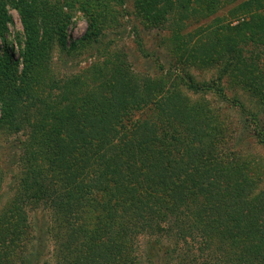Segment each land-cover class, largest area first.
<instances>
[{
	"label": "trees",
	"instance_id": "16d2710c",
	"mask_svg": "<svg viewBox=\"0 0 264 264\" xmlns=\"http://www.w3.org/2000/svg\"><path fill=\"white\" fill-rule=\"evenodd\" d=\"M221 1L159 0L157 12L145 9L144 17L157 20L176 6L179 19L201 16ZM5 3L0 0V36L10 20ZM262 4L245 0L230 12L236 24L233 17L194 40L175 30V50L195 62L224 58L223 71L245 74L253 68L248 63L254 65L241 47L252 32L246 23L255 15L260 21ZM12 5L22 34L19 56L8 78L0 79V124L9 131L27 128L21 140L25 168L22 193L3 206L0 219L8 214L5 223H12L15 236L28 229L27 194L53 216L63 250L59 264H137L134 237L145 233L168 238L177 264H264V188L256 190L245 168L216 153L221 138L211 115L189 104L177 87L149 78L133 84L117 63L69 77V90L51 81L38 91L31 80L32 69L46 63L37 56L42 45L56 40L65 48L67 34L52 31L34 0ZM99 15L86 13L87 27L69 49L98 40ZM19 63L24 68L18 72ZM180 80L194 91L211 87L189 74ZM11 234L2 229L0 249L10 245Z\"/></svg>",
	"mask_w": 264,
	"mask_h": 264
},
{
	"label": "rangeland",
	"instance_id": "374dc122",
	"mask_svg": "<svg viewBox=\"0 0 264 264\" xmlns=\"http://www.w3.org/2000/svg\"><path fill=\"white\" fill-rule=\"evenodd\" d=\"M34 1L50 20L52 31L62 29L67 34L65 48L56 40L42 45V53L37 56L46 59V63L32 69L31 80L38 91L51 81L59 85L68 84L69 90V77L87 70L98 73L104 66L108 71L113 63L122 67L133 84L149 78L162 84L163 88L177 87L189 104H197L208 112V116L211 115L212 125L221 138L216 153L235 166L245 168L256 179V190L264 188V16L260 21L257 15L252 19L249 16L246 23L252 32L248 37L250 40L241 47L246 60L254 65L248 63L253 68L245 74L223 71L224 58L222 61L216 57L210 62H195L186 59L188 53L181 56L182 51L177 52L174 48V41L179 39L175 30L184 37L190 34L194 40L203 30L217 28L222 22L235 18V13L230 12L245 0H224L220 5H213L211 13L188 15L182 19L178 18L179 8L176 6L171 12L165 11L163 17L159 13L158 21L152 20L151 15L146 19L144 15L145 9L155 14L159 0ZM261 1L263 4L258 11L264 13V0ZM12 2L15 0H6L5 3L10 20L5 22L6 30L0 36V79L8 78L13 59L20 52L18 42L22 27ZM86 13L100 14L102 33L95 42H77L74 48L69 49V42L78 39L87 27ZM238 20L235 18L233 24ZM4 54H10V59ZM22 68L19 63L18 72ZM185 74L195 82L211 87L194 91L182 84L180 79ZM258 87L261 93H258ZM57 92L58 89L53 90L52 94ZM25 132L27 128L25 131H9L7 126L0 124V210L22 193L25 167L21 165V140L25 138ZM26 195L23 194V208L29 224L26 231L17 238L12 223H5L8 214L0 219V232L4 228L12 233L9 240L6 239L8 242L12 240L10 245L0 249V264H23V261L25 264H59L63 250L56 236L53 216L38 197ZM151 242L150 255L147 250ZM133 244L132 256L137 264H177L174 255L167 251L172 243L166 237L139 234L134 237Z\"/></svg>",
	"mask_w": 264,
	"mask_h": 264
}]
</instances>
